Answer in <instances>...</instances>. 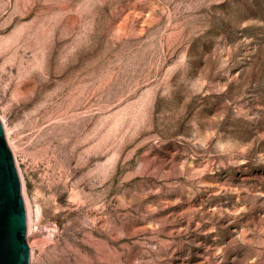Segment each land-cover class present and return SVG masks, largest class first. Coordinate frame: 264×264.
<instances>
[{
    "label": "rangeland",
    "instance_id": "1",
    "mask_svg": "<svg viewBox=\"0 0 264 264\" xmlns=\"http://www.w3.org/2000/svg\"><path fill=\"white\" fill-rule=\"evenodd\" d=\"M0 121L30 264H264V0H0Z\"/></svg>",
    "mask_w": 264,
    "mask_h": 264
},
{
    "label": "water",
    "instance_id": "2",
    "mask_svg": "<svg viewBox=\"0 0 264 264\" xmlns=\"http://www.w3.org/2000/svg\"><path fill=\"white\" fill-rule=\"evenodd\" d=\"M20 177L0 121V264H30Z\"/></svg>",
    "mask_w": 264,
    "mask_h": 264
}]
</instances>
